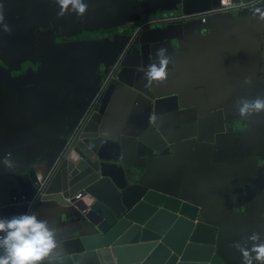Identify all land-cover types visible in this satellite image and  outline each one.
Listing matches in <instances>:
<instances>
[{"label":"crops","instance_id":"crops-1","mask_svg":"<svg viewBox=\"0 0 264 264\" xmlns=\"http://www.w3.org/2000/svg\"><path fill=\"white\" fill-rule=\"evenodd\" d=\"M85 2L80 18L58 17L54 0H0L11 28H0L1 217L22 213L10 202L2 177L11 170L3 160L19 165L40 157L67 128L70 106L106 95L100 130L112 155L143 167L157 189L198 204V219L217 227L220 259L242 264L232 243L253 232L264 239V113L245 119L236 104L264 95V11L255 10H264V0L209 14L205 23L201 12L216 0L188 2L185 9L179 0ZM185 15L194 17L180 20ZM44 20L53 27L37 31ZM83 25L91 28L87 36L76 34ZM137 31L136 51L102 87ZM160 47L169 55L168 79L149 84L146 66ZM37 202L38 217L59 238L67 236L74 214Z\"/></svg>","mask_w":264,"mask_h":264},{"label":"water","instance_id":"water-1","mask_svg":"<svg viewBox=\"0 0 264 264\" xmlns=\"http://www.w3.org/2000/svg\"><path fill=\"white\" fill-rule=\"evenodd\" d=\"M196 1L179 0L182 9ZM246 1L256 0H232ZM218 6L216 0L201 13ZM52 27L44 20L37 31ZM90 31L83 25L76 34L87 36ZM139 32L127 38L112 64L119 60L120 66L124 56L136 51ZM113 80L108 90L119 77ZM105 100L106 95L92 105L85 100L76 109L70 106L67 128H61L44 153L14 163L11 174L2 177L10 202L22 206V213L29 207L35 212L37 201H49L74 214L73 227L56 249L62 264H224L215 243L217 227L198 219V204L157 189L143 167L112 155L100 130ZM38 175L45 179L40 190ZM38 192L40 200L30 205ZM76 193H81L79 199L67 200Z\"/></svg>","mask_w":264,"mask_h":264},{"label":"clouds","instance_id":"clouds-1","mask_svg":"<svg viewBox=\"0 0 264 264\" xmlns=\"http://www.w3.org/2000/svg\"><path fill=\"white\" fill-rule=\"evenodd\" d=\"M54 2L59 8L58 17L74 13L82 18L88 10L85 0ZM261 18L264 19V15ZM0 28L5 32L11 31L2 10ZM154 59L155 62L147 65L144 73V78L149 84L168 79L170 59L167 49H156ZM248 82L245 78L244 83ZM236 104L239 116L245 119L264 113V95L241 98ZM3 164L11 170L14 162L6 157ZM59 240L57 228L48 220L39 218L30 207L25 213L0 217V264H62V253L56 251L60 246ZM232 246L241 253L242 264H264V239H261L260 233L253 232L244 243L234 241Z\"/></svg>","mask_w":264,"mask_h":264},{"label":"built area","instance_id":"built-area-1","mask_svg":"<svg viewBox=\"0 0 264 264\" xmlns=\"http://www.w3.org/2000/svg\"><path fill=\"white\" fill-rule=\"evenodd\" d=\"M247 5H245V3H239V2H232V0H219V6L215 9H212L208 12H206L204 15H201V22H205L206 20V17L207 15L209 14H214V13H218L222 10H225V9H229V8H246ZM194 17V15H185V16H182V18H180V20L182 19H186V20H189V19H192ZM174 19L173 18H169V21H173ZM117 64H118V61H116V63L113 65L112 69L108 72V74L106 75V77L104 78L103 80V85L102 87L104 86V84L109 80V79H112L115 77V70H116V67H117ZM37 182L39 183L40 185V188L39 190L42 188L44 182H45V179L38 175L37 176ZM39 197V192L37 193V195H35L30 201H29V204L30 202H34V200ZM81 197V193H76V194H72L70 195L69 197H67V200H71V199H79ZM32 204V203H31ZM29 210V208H28ZM27 212V211H26Z\"/></svg>","mask_w":264,"mask_h":264}]
</instances>
